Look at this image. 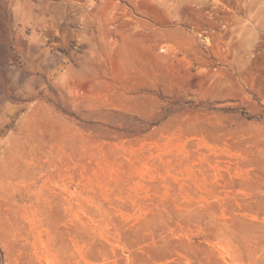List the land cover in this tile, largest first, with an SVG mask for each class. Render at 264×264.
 <instances>
[{"label": "rangeland", "instance_id": "1", "mask_svg": "<svg viewBox=\"0 0 264 264\" xmlns=\"http://www.w3.org/2000/svg\"><path fill=\"white\" fill-rule=\"evenodd\" d=\"M0 264H264V0H0Z\"/></svg>", "mask_w": 264, "mask_h": 264}]
</instances>
